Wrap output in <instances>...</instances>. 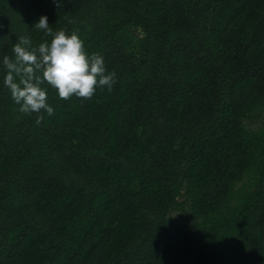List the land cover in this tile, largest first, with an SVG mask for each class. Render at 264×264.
<instances>
[{"label":"trees","instance_id":"obj_1","mask_svg":"<svg viewBox=\"0 0 264 264\" xmlns=\"http://www.w3.org/2000/svg\"><path fill=\"white\" fill-rule=\"evenodd\" d=\"M42 15L111 91L19 111L3 58ZM263 109L264 0H0V264H264Z\"/></svg>","mask_w":264,"mask_h":264},{"label":"clouds","instance_id":"obj_2","mask_svg":"<svg viewBox=\"0 0 264 264\" xmlns=\"http://www.w3.org/2000/svg\"><path fill=\"white\" fill-rule=\"evenodd\" d=\"M35 26L52 37L50 43L43 42L33 47L31 38L21 35L13 45L14 58H3L6 69L4 85L21 113H40L43 110L49 116L54 114V109L47 103V92L41 87L45 83L54 88L62 100L72 96L91 99L97 87L112 90L115 72H106L102 55L85 52L83 41L76 32L70 35L65 30L53 33L47 17L43 15ZM42 120L43 116L38 115L36 123Z\"/></svg>","mask_w":264,"mask_h":264},{"label":"rangeland","instance_id":"obj_3","mask_svg":"<svg viewBox=\"0 0 264 264\" xmlns=\"http://www.w3.org/2000/svg\"><path fill=\"white\" fill-rule=\"evenodd\" d=\"M245 125L248 129H258L260 127H264V109L258 112L256 115H254L252 118L247 119L245 121ZM248 176V177H247ZM243 181L239 182L237 184V187L239 186H247L250 184V177L253 176L248 174ZM169 218L175 222H194V217L188 210H171L168 214Z\"/></svg>","mask_w":264,"mask_h":264}]
</instances>
